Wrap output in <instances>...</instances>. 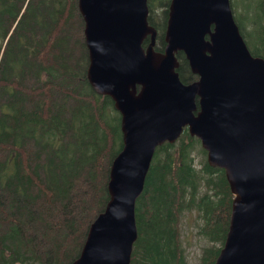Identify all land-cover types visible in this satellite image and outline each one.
I'll return each instance as SVG.
<instances>
[{"label":"trees","instance_id":"16d2710c","mask_svg":"<svg viewBox=\"0 0 264 264\" xmlns=\"http://www.w3.org/2000/svg\"><path fill=\"white\" fill-rule=\"evenodd\" d=\"M156 2L165 7L162 18L156 23L149 14L148 21L158 31L154 48L163 51L170 0H148L149 12ZM237 4L240 14L230 0L240 34L250 53L264 58V0ZM78 12L77 0H0V264L38 263L46 253L52 264H71L108 200L110 164L122 146L121 117L87 79ZM176 56L181 80H194L184 54ZM181 133L155 149L135 202L137 238L129 264H188L174 241V222L192 200L210 242L201 264H213L224 245L233 198L225 171L207 159L196 168L189 154L206 151L187 127ZM199 174H207L201 176L206 190L196 200Z\"/></svg>","mask_w":264,"mask_h":264},{"label":"water","instance_id":"95a60500","mask_svg":"<svg viewBox=\"0 0 264 264\" xmlns=\"http://www.w3.org/2000/svg\"><path fill=\"white\" fill-rule=\"evenodd\" d=\"M87 79L121 116L108 200L71 264H129L135 202L155 149L184 127L223 168L233 195L229 227L213 264H264V58L251 55L230 0H170L166 45L156 51L148 0H77ZM149 43L143 47L144 40ZM197 80L184 83L175 53Z\"/></svg>","mask_w":264,"mask_h":264},{"label":"rangeland","instance_id":"374dc122","mask_svg":"<svg viewBox=\"0 0 264 264\" xmlns=\"http://www.w3.org/2000/svg\"><path fill=\"white\" fill-rule=\"evenodd\" d=\"M234 3V6L236 7V11H234L235 14H240L242 10L240 9L238 11L237 8H239V5L237 2H240L241 0H232ZM234 8V7H233ZM165 9L164 6L159 5L157 2L155 3L154 8L149 14H152L153 19L157 23L162 18L163 10ZM79 14V12L77 13ZM81 31H79V40L78 42L81 43V39L84 38L83 35V24L80 21ZM84 41V40H83ZM81 52V50H80ZM85 54V52H82V56ZM180 63V62H179ZM177 70V69H176ZM182 72H185L186 69L182 68ZM178 72V70H177ZM188 73V72H185ZM179 75V72H178ZM180 77V75H179ZM181 79V78H180ZM116 111V110H115ZM180 143H177L174 150L172 151L173 154H175V157H178L179 147ZM201 147V145H199ZM190 158H192V161L194 162V165L196 168H200L202 166V162L206 161V152L200 153L198 151H194L189 154ZM201 176H207V174H199V176H196V184H195V190H194V197H196V200H200L204 196V192L206 190L205 186L203 185V181L201 179ZM184 208L181 209L177 215H176V221L174 222V234H175V242L180 250V253L182 255V259L185 263L188 264H201L203 261V256L205 254V250L210 248V242L208 238L205 235V231L207 229V226L205 225V218L203 216L202 210H198L193 206V200L191 202L190 207L187 206V203L183 205ZM35 236H37L35 234ZM38 237V236H37ZM47 248L49 249V246L46 244ZM54 257L51 253H46L42 260L40 259L38 263H35V261H26L24 263H18V264H52Z\"/></svg>","mask_w":264,"mask_h":264},{"label":"clouds","instance_id":"9594fccd","mask_svg":"<svg viewBox=\"0 0 264 264\" xmlns=\"http://www.w3.org/2000/svg\"><path fill=\"white\" fill-rule=\"evenodd\" d=\"M193 81V80H192ZM192 81H190V82H192ZM189 83V82H188Z\"/></svg>","mask_w":264,"mask_h":264},{"label":"flooded vegetation","instance_id":"af4514ba","mask_svg":"<svg viewBox=\"0 0 264 264\" xmlns=\"http://www.w3.org/2000/svg\"><path fill=\"white\" fill-rule=\"evenodd\" d=\"M146 38H147V37H146ZM146 38H145V39H146ZM144 41H145V40H144ZM143 45H144V44H143Z\"/></svg>","mask_w":264,"mask_h":264}]
</instances>
